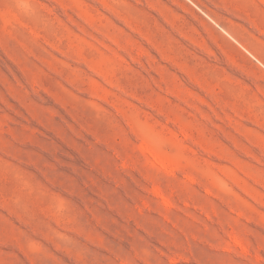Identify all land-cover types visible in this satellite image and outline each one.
<instances>
[{
  "label": "rangeland",
  "instance_id": "1",
  "mask_svg": "<svg viewBox=\"0 0 264 264\" xmlns=\"http://www.w3.org/2000/svg\"><path fill=\"white\" fill-rule=\"evenodd\" d=\"M0 264H264V0H0Z\"/></svg>",
  "mask_w": 264,
  "mask_h": 264
}]
</instances>
